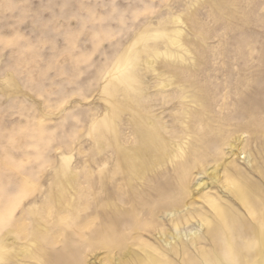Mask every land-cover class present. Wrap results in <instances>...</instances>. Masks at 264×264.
Masks as SVG:
<instances>
[{
	"label": "rangeland",
	"instance_id": "1",
	"mask_svg": "<svg viewBox=\"0 0 264 264\" xmlns=\"http://www.w3.org/2000/svg\"><path fill=\"white\" fill-rule=\"evenodd\" d=\"M237 186L264 190V0H0V264H138L172 215L209 235L242 210ZM111 194L160 207L121 216L130 258Z\"/></svg>",
	"mask_w": 264,
	"mask_h": 264
},
{
	"label": "bare ground",
	"instance_id": "2",
	"mask_svg": "<svg viewBox=\"0 0 264 264\" xmlns=\"http://www.w3.org/2000/svg\"><path fill=\"white\" fill-rule=\"evenodd\" d=\"M106 125H107V130L109 131V133H112L114 130L113 119L108 118L106 120ZM145 135L146 136H145L142 144L140 146H138L137 148H135V150H133L132 158H131L130 154H127V157H125V159L127 158L126 161H129L131 163V165L133 166V168H134L133 174L135 175L136 179L143 178V173H144L143 158L141 156V153L143 152V150L150 151V150H153L154 148L157 147L156 142L153 140L152 134H149V135L145 134ZM147 161H148V159H147ZM129 182L132 183V179H129ZM187 184H185L184 186H187ZM239 186H237V187H239ZM135 187L136 186H134V188ZM188 187H189V185L186 188H184V190H182L183 194L186 196L189 195L191 192V191H189L190 188L188 189ZM181 189H182V187H181ZM235 193H237L238 199H240L244 205V207H242V210L239 209L240 214L239 213H238L239 215L236 214V212L239 211L238 209H237L238 211H235L234 214H231V213L229 214L226 211L229 215L226 214L227 216L222 218V220H220L219 223L216 224L217 227L215 229L213 228V230H212V225H211V228L209 226V228L211 229V230H208L209 228L207 229L209 231V235H202V234L198 233L197 230H195V229H193L191 231H187V230L183 229L184 232L180 231L179 227H181V226H178V221H180L178 219H180V217L174 218L172 215L178 208L174 207V208H176V210L172 211V212L169 210L170 212L168 214L170 216L172 215L171 218L169 219V221L173 222V225H174L173 229L175 230V233L169 232V229L165 228L164 226H161L160 230L157 228L154 229L155 234L157 233V235H159V236L156 235L157 236L156 238L160 244V247H158V246H156V247H153V246L145 247V245L140 246V248L143 247L142 250L144 251L143 253L145 254V256L142 257L141 254H140V257L138 256V260H139L138 264H171L172 261L170 262L168 260L169 261L168 262V261L163 260V259H165V256L173 255V254H176L178 257L179 256L182 257L184 255V258H182L183 264H196L193 262L194 260L191 261L189 258H187V254H188L187 251L193 250V249L188 250L187 246L191 247V244L194 245V249H195V247L197 249L200 247L199 251H200L201 255L199 257V261L197 260L198 261L197 264H264V204H262V202L260 201V200L264 199V190H262L261 188H255V189H248V191H247L246 189L239 187V188H237ZM114 198H115V196L112 194L108 198V201H109L108 213L111 216V218L114 217L112 214L113 208L116 209L118 213L116 215L115 222L110 221L108 223L107 228L110 232V236L108 235L109 239L106 240L107 243H105V244H106V248L110 252L115 250V249H119L121 252H124V250L127 249L126 253H124V254L122 253L124 256L123 258H125V256L129 257V255H131V253H132L131 251H135V249L133 250L132 245L135 246V245H137V243L132 244V242L134 241L133 240L131 242L132 245H130V241H129L128 237L124 238L123 236L118 235V233H117L116 237L111 236V234H113L114 231L120 232L123 234V231L120 229V225H119L122 222L121 216L124 213L127 214V213H130L131 211H137L138 209H140L141 207H143L145 205L146 206L148 205V211L150 214H153L155 209H156V211L160 210L159 209L160 207L156 206V204H155V208H154L153 207L154 204H149L148 202H143V205L141 202H138L136 205H134V203H133V207H126L122 204L114 202ZM181 199H184V198H181ZM177 202H179V201H177ZM180 203H182V202L180 201ZM180 203H179V206H181ZM165 205L168 206V203ZM159 206H160V204H159ZM161 206H162V204H161ZM174 206H176V205L174 204ZM169 207L170 206H168V209H169ZM220 210L223 211L222 208ZM224 210H226V209H224ZM227 210H228V208H227ZM226 212L223 211V214H225ZM220 213H221V215H223L222 212H220ZM141 214H143V213L141 212ZM230 215H232L231 218H230ZM228 217H229V219H228ZM138 218H140V216H138ZM161 222H163L162 225H164V220ZM148 226H149V223H147L144 226H140L139 224H135L134 227L136 228V233L137 234L140 233L142 236L141 230L152 231V230H150L151 227L148 228ZM150 233H152V232H150ZM185 237H187V238L190 237V238H188V240L187 239L185 240ZM144 239H146V238H144ZM141 240H143V239H141ZM147 242H149V241H147ZM204 242H206L205 243L206 247L201 245ZM179 244L183 245L184 247L183 246L180 247ZM207 244H210V246L212 247L211 252H209L210 250H208ZM146 245L150 246L151 244L146 243ZM149 248L154 249V251H158L162 255V257L163 256L164 257L162 258L159 255L154 254V252L153 251L151 252V250H149ZM160 248L163 251L162 250L160 251ZM157 256H159V258ZM169 257L170 256H168V258ZM173 257H175V256H173ZM173 260H174V258H173Z\"/></svg>",
	"mask_w": 264,
	"mask_h": 264
}]
</instances>
